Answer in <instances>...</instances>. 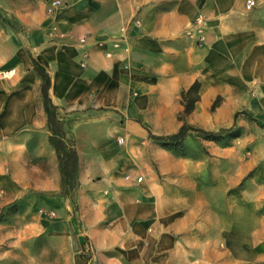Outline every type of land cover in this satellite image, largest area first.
Masks as SVG:
<instances>
[{
    "label": "crops",
    "instance_id": "0c3cea01",
    "mask_svg": "<svg viewBox=\"0 0 264 264\" xmlns=\"http://www.w3.org/2000/svg\"><path fill=\"white\" fill-rule=\"evenodd\" d=\"M51 1L14 9L0 0V70H16L0 79V158L9 139L48 130L31 53L52 77L50 97L79 153L81 219L67 235L76 264H264V0H59L41 18ZM198 15L202 40L186 35ZM195 83L197 109L223 94L230 127L238 112L253 118L237 120L251 165L233 186L190 183L182 161L150 137L180 130L183 93Z\"/></svg>",
    "mask_w": 264,
    "mask_h": 264
},
{
    "label": "rangeland",
    "instance_id": "374dc122",
    "mask_svg": "<svg viewBox=\"0 0 264 264\" xmlns=\"http://www.w3.org/2000/svg\"><path fill=\"white\" fill-rule=\"evenodd\" d=\"M7 1L14 9L30 3V0ZM46 6L48 7L47 3H44L39 7L38 14L41 18L47 17ZM39 51L37 48L33 52ZM199 87L200 84L195 83L189 91L183 93L184 107L178 116L179 120L183 125L208 128L210 131L230 128L229 111L223 107V94H217L207 109L196 108L201 98ZM60 116L67 118L65 114L60 113ZM64 120L69 131L71 124ZM251 124L246 126L249 131ZM233 134L212 141L196 132H190L183 142L176 144L154 139L153 137L158 135L152 133L150 137L161 149L182 161L183 172L189 177L190 183L210 181L216 186L229 187L235 184L237 171L241 172L243 166L251 165L252 141L237 142L235 133ZM48 135V130L34 136L25 133L22 140L16 138V143L9 139L6 149L1 150L0 264L77 262L78 256L74 251L75 238L71 236L68 243L67 235L72 231L69 222L76 218L81 219V196L77 191V215L71 200L64 195L56 153L53 147H46ZM121 138L119 139L122 140ZM95 196L94 189L87 196L86 208L89 211L95 207L92 200ZM77 224L80 231L85 230L83 221ZM92 241L86 239L83 244L90 259L95 255L92 251ZM107 254L109 257L113 255L111 251Z\"/></svg>",
    "mask_w": 264,
    "mask_h": 264
},
{
    "label": "trees",
    "instance_id": "16d2710c",
    "mask_svg": "<svg viewBox=\"0 0 264 264\" xmlns=\"http://www.w3.org/2000/svg\"><path fill=\"white\" fill-rule=\"evenodd\" d=\"M33 63V70L37 73L42 81L41 95L43 98V106L47 115V127L49 131L48 142L53 147L57 159L61 176L62 189L64 195L71 200L75 213L79 212V206L75 197L79 189V171H80V158L76 146V140L72 136L71 131L67 130L66 121L61 118L58 107L54 104L50 97L49 91L52 86V77L49 72L42 69L37 63L36 59L29 53ZM241 115H247L252 120L253 118L246 112H238L234 118V124L230 128H222L218 131H206L202 128L191 127L184 124L180 130L168 136H154L162 142L176 144L183 142L190 132H196L204 138L212 141L223 139L225 135H234L236 137L237 120ZM235 131V132H234Z\"/></svg>",
    "mask_w": 264,
    "mask_h": 264
},
{
    "label": "built area",
    "instance_id": "2783aa9c",
    "mask_svg": "<svg viewBox=\"0 0 264 264\" xmlns=\"http://www.w3.org/2000/svg\"><path fill=\"white\" fill-rule=\"evenodd\" d=\"M255 4L254 1H249L248 2V8L253 7ZM61 6V2L59 0H53L48 4V8H47V13L49 15H52L55 13V11L57 9H59ZM206 17L203 15H198L196 17V19L194 20V22L192 23L191 27L186 31V35L189 37H193V36H198V38L200 40H202V32H203V27L206 24ZM87 41V38H81L80 42L81 44H85ZM115 47H117V44L115 45ZM16 74V70L15 69H8V70H0V79H5V80H9L12 79ZM126 178L128 180H131V175L128 174L126 176ZM143 178L142 177H138L137 178V182H142Z\"/></svg>",
    "mask_w": 264,
    "mask_h": 264
}]
</instances>
